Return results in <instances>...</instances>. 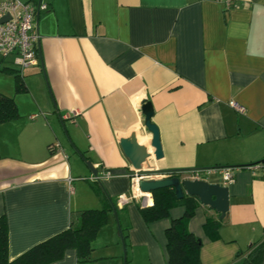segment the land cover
Returning <instances> with one entry per match:
<instances>
[{
  "label": "crops",
  "instance_id": "1",
  "mask_svg": "<svg viewBox=\"0 0 264 264\" xmlns=\"http://www.w3.org/2000/svg\"><path fill=\"white\" fill-rule=\"evenodd\" d=\"M21 1L47 9L35 16L39 63L20 74L0 57L25 87L16 92L13 73L0 72V93L18 112L0 122L9 260L76 224L82 211L113 203L119 215L107 213L90 261L67 249L50 264H126L129 255L132 264H166L165 230L184 207L145 222L137 197L118 201L130 195L131 177L108 173L130 168L119 140L135 132L150 154L143 169L179 178L212 169L203 180L228 187L223 218L197 199L187 227L201 241L200 264H239L264 237V0ZM146 102L160 159L143 125ZM223 167L232 168L228 184ZM207 219L221 220L214 238Z\"/></svg>",
  "mask_w": 264,
  "mask_h": 264
},
{
  "label": "trees",
  "instance_id": "2",
  "mask_svg": "<svg viewBox=\"0 0 264 264\" xmlns=\"http://www.w3.org/2000/svg\"><path fill=\"white\" fill-rule=\"evenodd\" d=\"M11 72L14 75L15 91L25 89L20 75L16 70L0 67V72ZM18 116L16 105L12 98L0 93V122L15 119ZM171 177L177 176L176 171H168ZM153 202L150 206L140 209L145 222H153L169 216V211L176 206H183V214L172 219L165 230L166 264H200L199 253L201 241L188 230V221L194 215L198 205L195 196L184 193L176 198L172 187L160 188L152 192ZM102 209H87L81 212L76 224L66 230L40 242L23 252L13 260L8 257V231L4 214L0 216V264H50L60 260L67 249H74L79 262L90 261L91 242L98 230L107 222V213L114 209L119 215L116 204ZM221 220L207 219L203 225L204 231L214 238ZM125 235L122 238L125 240ZM239 264H264V237L253 243Z\"/></svg>",
  "mask_w": 264,
  "mask_h": 264
},
{
  "label": "built area",
  "instance_id": "3",
  "mask_svg": "<svg viewBox=\"0 0 264 264\" xmlns=\"http://www.w3.org/2000/svg\"><path fill=\"white\" fill-rule=\"evenodd\" d=\"M47 9L45 3L31 4L21 0H0V57L5 60L11 58V63L15 65L17 71L22 74L23 70L39 63L38 44L39 34L36 29L35 16L37 12ZM230 105L240 114L245 113V108L236 102ZM75 116L76 110L71 111ZM264 166V164L262 165ZM252 166H249L251 168ZM212 169L192 170L187 172L185 179L199 180L203 175L211 172ZM224 184H228L233 179L232 168H220ZM131 177L130 195H120L118 201L120 205L138 198L143 207L150 206L153 202L151 193H141L138 182L141 179H153L171 177L170 172L144 171L138 173L134 171Z\"/></svg>",
  "mask_w": 264,
  "mask_h": 264
},
{
  "label": "water",
  "instance_id": "4",
  "mask_svg": "<svg viewBox=\"0 0 264 264\" xmlns=\"http://www.w3.org/2000/svg\"><path fill=\"white\" fill-rule=\"evenodd\" d=\"M38 12L36 14V17ZM4 19V18H3ZM0 19V22L3 20ZM143 115V125L148 132L151 133L150 145L154 148V158L160 159L162 157V149L160 144L158 127L152 122L153 108L150 102H146L141 107ZM120 148L129 163V169L126 167L118 169H110V175H131L134 171H156L145 170L144 164L150 157L146 147L139 144L135 132L131 133L128 138H121L119 140ZM264 163V160H263ZM85 164L93 175L97 174V170L93 168L90 161L85 160ZM172 187L174 189L177 199L183 197L184 193L195 196L203 205L209 206L220 214L223 218L229 208L228 187L220 183H210L206 180H189L185 178L163 177L153 179H141L138 182V188L141 193H151L160 188Z\"/></svg>",
  "mask_w": 264,
  "mask_h": 264
},
{
  "label": "rangeland",
  "instance_id": "5",
  "mask_svg": "<svg viewBox=\"0 0 264 264\" xmlns=\"http://www.w3.org/2000/svg\"><path fill=\"white\" fill-rule=\"evenodd\" d=\"M129 259L126 260V264H132V258L130 257V255L128 256ZM135 264H142L140 261H136Z\"/></svg>",
  "mask_w": 264,
  "mask_h": 264
}]
</instances>
